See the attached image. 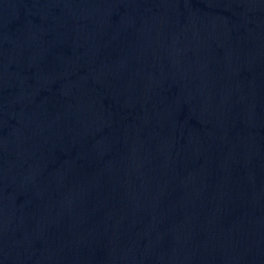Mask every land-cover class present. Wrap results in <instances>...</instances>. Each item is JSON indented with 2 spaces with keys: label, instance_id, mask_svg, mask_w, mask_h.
Returning <instances> with one entry per match:
<instances>
[{
  "label": "water",
  "instance_id": "95a60500",
  "mask_svg": "<svg viewBox=\"0 0 264 264\" xmlns=\"http://www.w3.org/2000/svg\"><path fill=\"white\" fill-rule=\"evenodd\" d=\"M0 264H264V0H0Z\"/></svg>",
  "mask_w": 264,
  "mask_h": 264
}]
</instances>
